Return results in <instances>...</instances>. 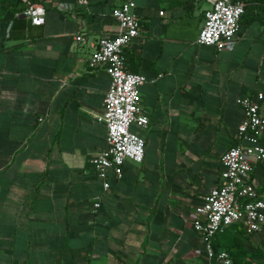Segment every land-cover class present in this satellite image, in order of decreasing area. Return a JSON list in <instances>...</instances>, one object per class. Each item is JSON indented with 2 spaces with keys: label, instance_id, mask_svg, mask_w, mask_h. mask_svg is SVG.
Wrapping results in <instances>:
<instances>
[{
  "label": "crops",
  "instance_id": "crops-1",
  "mask_svg": "<svg viewBox=\"0 0 264 264\" xmlns=\"http://www.w3.org/2000/svg\"><path fill=\"white\" fill-rule=\"evenodd\" d=\"M122 1L0 0V264H212L194 253L203 245L186 217L218 182L239 96L261 92L264 112V14L217 51L196 42L206 0H133L141 30L123 58L147 78L148 123L130 126L145 153L109 173L104 191L90 159L106 146L109 77L89 58L116 33L111 10ZM28 2L45 5L43 25L23 14ZM251 178L264 200V160ZM247 242L262 249L264 232Z\"/></svg>",
  "mask_w": 264,
  "mask_h": 264
},
{
  "label": "built area",
  "instance_id": "built-area-1",
  "mask_svg": "<svg viewBox=\"0 0 264 264\" xmlns=\"http://www.w3.org/2000/svg\"><path fill=\"white\" fill-rule=\"evenodd\" d=\"M209 7L203 12V23L196 42L217 51L232 50L240 31V18L245 4L241 1L206 0ZM86 4L87 0H77ZM58 10H69L65 2L55 3ZM159 11V15H163ZM23 14L31 24L45 23L46 7L39 2H28ZM116 21L114 35H102L91 44L89 63L103 66L109 85L102 100V121L106 126V146L90 159V166L102 180L104 191L110 189L107 176L122 175L126 161L141 163L145 140L130 130L131 124L145 126L148 116L139 103V87L147 78L144 74L124 69V48L140 35V17L133 0H124L111 10ZM77 41H84L81 34ZM263 94L255 97L241 95L238 104L243 117L234 136V143L220 157L218 182L187 215L192 230L203 245L196 255L206 254L212 264H236L224 249L214 250L213 240L232 224H240L246 235L264 232V200L259 196L251 174L254 165L264 160V112L260 102ZM100 198L93 206L98 208Z\"/></svg>",
  "mask_w": 264,
  "mask_h": 264
},
{
  "label": "trees",
  "instance_id": "trees-1",
  "mask_svg": "<svg viewBox=\"0 0 264 264\" xmlns=\"http://www.w3.org/2000/svg\"><path fill=\"white\" fill-rule=\"evenodd\" d=\"M34 1V0H31ZM241 1L245 4L244 13L240 18V24L243 22L252 21L255 18L261 17L264 14V0H231ZM124 69L129 71L125 67V60L123 58ZM249 235H246L241 227L238 224H232L230 228L228 227L226 231L222 234H219L213 240V247L214 250H218L219 248H225L233 261L236 264H250L251 258H256L260 256V250L252 251L248 257H245L246 254V240L248 239ZM221 248V249H222Z\"/></svg>",
  "mask_w": 264,
  "mask_h": 264
},
{
  "label": "rangeland",
  "instance_id": "rangeland-1",
  "mask_svg": "<svg viewBox=\"0 0 264 264\" xmlns=\"http://www.w3.org/2000/svg\"><path fill=\"white\" fill-rule=\"evenodd\" d=\"M208 8V7H207ZM238 225H240V224H238ZM230 228V227H229ZM248 239L246 240V245H245V248H246V254H245V257H248V255L249 254H251L252 253V251L254 252V251H256V250H260L261 252H260V256L258 257V258H263V256H264V247H262V249H259V248H256V249H248L249 247H248ZM222 248V247H221ZM222 249H225V248H222Z\"/></svg>",
  "mask_w": 264,
  "mask_h": 264
}]
</instances>
